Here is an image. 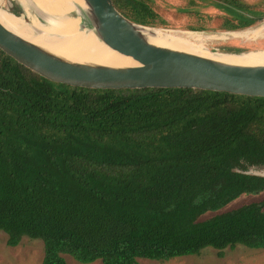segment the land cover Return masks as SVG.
I'll return each mask as SVG.
<instances>
[{"label":"trees","instance_id":"obj_1","mask_svg":"<svg viewBox=\"0 0 264 264\" xmlns=\"http://www.w3.org/2000/svg\"><path fill=\"white\" fill-rule=\"evenodd\" d=\"M222 2L229 16L220 30L255 23L247 7ZM118 6L139 25L161 26L141 0ZM255 170L264 171V98L73 88L0 51V232L8 247L41 241L40 264L264 250V199L203 219L264 191Z\"/></svg>","mask_w":264,"mask_h":264},{"label":"water","instance_id":"obj_2","mask_svg":"<svg viewBox=\"0 0 264 264\" xmlns=\"http://www.w3.org/2000/svg\"><path fill=\"white\" fill-rule=\"evenodd\" d=\"M82 2L84 21L94 36L135 66L72 62L20 38L1 24L0 51L45 80L73 88L190 89L264 98V64L245 65L156 46L144 32L154 28L133 22L117 0Z\"/></svg>","mask_w":264,"mask_h":264},{"label":"rangeland","instance_id":"obj_3","mask_svg":"<svg viewBox=\"0 0 264 264\" xmlns=\"http://www.w3.org/2000/svg\"><path fill=\"white\" fill-rule=\"evenodd\" d=\"M78 2L79 0H74ZM145 3L157 16L161 23L158 27L164 31H189L188 28L202 27L206 31L194 32L208 37L206 48L212 53H231L242 54L251 51L264 50V0H235L236 7H247L252 13L246 15L243 10L240 12L250 18H255V23L247 29L237 31H222L219 27L228 18L227 11L222 7L223 0H141ZM119 2V0H118ZM0 8L12 13L14 9L19 11V14L14 16L19 17L24 15L23 20L27 23L31 21L30 17L43 20L38 17L36 12L24 10L16 0H0ZM13 14V13H12ZM29 14V16H27ZM80 15L73 11L68 14L70 19L77 17L81 18V26L79 29L91 27L84 21L83 9H80ZM157 29V28H154ZM227 32H235L239 34H248L247 39L244 38H228L220 39V35ZM209 33V34H208ZM241 45V46H240ZM222 48H239L241 52H225ZM245 49V50H244ZM252 174L264 177V171H249ZM264 199V191H258L249 194H243L235 200L228 203L226 206L212 212H208L203 216V219L210 218L216 213H222L236 209L242 205L254 202H260ZM43 257L42 242L31 240L23 237L17 247H8L6 245V235L0 232V264H40ZM67 264H80L71 258L65 256ZM137 264H264V250H251L241 246L235 249H226L223 252V257L218 258L217 252L214 249L206 248L202 250L199 256H185L171 259L168 261H150L141 260ZM92 264H101L99 261Z\"/></svg>","mask_w":264,"mask_h":264},{"label":"bare ground","instance_id":"obj_4","mask_svg":"<svg viewBox=\"0 0 264 264\" xmlns=\"http://www.w3.org/2000/svg\"><path fill=\"white\" fill-rule=\"evenodd\" d=\"M16 1L25 11L32 8L43 20L42 23L34 17H30L31 21L27 23L23 20L24 15L17 17L0 8V24L20 38L72 62H90L107 66H135L129 59L102 44L94 36L92 30L87 29L85 25L82 27L83 29H79L78 27L81 26L80 17L75 19L68 17V14L73 11L81 16L80 9H84L82 0H79L81 4L74 0ZM144 32L148 40L156 46L239 64H264V50L251 51L236 56L214 54L205 46L209 38L198 33L160 29H146ZM247 37L246 33L235 32L220 35V39H247Z\"/></svg>","mask_w":264,"mask_h":264}]
</instances>
